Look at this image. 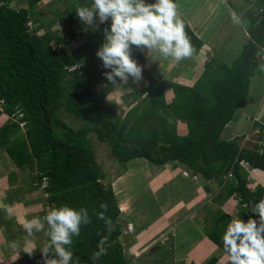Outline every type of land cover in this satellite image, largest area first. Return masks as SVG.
Segmentation results:
<instances>
[{
  "label": "trees",
  "instance_id": "1",
  "mask_svg": "<svg viewBox=\"0 0 264 264\" xmlns=\"http://www.w3.org/2000/svg\"><path fill=\"white\" fill-rule=\"evenodd\" d=\"M11 1L0 0V99L5 101L7 114L22 112L25 129L22 132L17 122L9 120L0 126V148L18 168L34 173L50 210L62 205L85 210L82 218L88 223H81L79 235L64 246L72 252L69 264H76L77 258L79 264H132L121 241L117 200L103 181L91 134L106 144L117 162L144 159L152 165L185 166L222 187L216 202L233 196L239 200L237 208L244 206L248 218L258 219L250 209L264 199V188L247 187V172L240 162L264 171V144L242 147L235 140L222 139L221 133L246 98L259 64L264 0H244L254 4L243 13L249 23V41L230 65L205 63L192 86L157 82L150 70L141 68L146 84L130 93L139 101L122 118L102 107L95 92L106 80L103 74L110 72L96 53L106 42L105 30L111 21L100 22L92 30L75 13L77 6L90 7L93 0H74L63 21L70 38L75 37L73 28L82 32L77 43L45 26L44 14L37 7L42 0H17L16 6H10ZM55 2L50 1V8L55 9ZM51 13L56 14L55 10ZM56 21L49 25L58 26ZM185 32L193 54L197 53L202 40L186 23ZM165 89L173 93L170 101L165 99ZM63 113L79 120L81 126L71 128L63 121ZM178 123H185L186 132L178 130ZM231 168L232 178L225 184L223 175ZM204 189L209 190L207 183ZM212 219L209 237L223 251L222 235L231 215L217 209Z\"/></svg>",
  "mask_w": 264,
  "mask_h": 264
},
{
  "label": "rangeland",
  "instance_id": "2",
  "mask_svg": "<svg viewBox=\"0 0 264 264\" xmlns=\"http://www.w3.org/2000/svg\"><path fill=\"white\" fill-rule=\"evenodd\" d=\"M50 1L46 0L45 3L41 2L38 4V11H41L44 15L43 17V23H46L45 26L49 29H57L58 34L60 36L66 37V27L63 26V21L66 20V15L69 8L74 3V0H56L54 6L50 8ZM54 1V0H53ZM205 2H209L210 4H213L217 7L218 4H221V0L218 2V0H205ZM224 2L236 12V14L229 12L227 15L226 20H224L223 24L218 28L217 25L215 26L214 30H212L209 33V40L212 42V44L215 45L213 49V60H211L213 63H211L212 67H217L218 63H225L227 65H230L234 59H236L241 50L243 49V46L247 44L249 41V35H245L246 30L248 29L249 23L247 19L244 17L243 10L246 6V4H243L242 0H224ZM251 5L254 4L252 2ZM17 0H12L10 3V6H16L18 5ZM222 5V4H221ZM236 7H235V6ZM226 6V5H225ZM229 8V7H227ZM53 10H55L56 14L51 13ZM53 19H56L57 21L54 23L58 24V26H52L49 25V21L52 22ZM101 21L99 20V17L96 16L93 19L92 25H90L91 29L94 30L96 26L99 25ZM52 27V28H51ZM75 31V37L72 39L69 36L67 38L69 40H74L76 43L78 42V36L82 37V32L78 28H73ZM85 30V29H84ZM43 33V30L39 31L38 34ZM78 35V36H77ZM77 36V37H76ZM66 39V38H65ZM69 44V43H68ZM144 49L139 51L144 55V57H152L153 53H157L159 56L158 58L152 62L154 63V66L151 69V72L154 70L155 66H160L162 61L161 57L163 56L162 53L159 52L158 48H154L152 50L146 49V46H143ZM264 48V43L261 46ZM129 48H132L135 52H137L138 47L133 44H129ZM73 49L72 47H68V50ZM148 50V51H145ZM151 51V52H150ZM151 53V54H150ZM169 61H172L169 66H172L174 64H181L180 61H176L173 59V57L169 56ZM183 61H185L184 65L181 67V69H185L181 74L186 76H192L200 70L204 69L205 64H201L198 59L193 55L188 58H184ZM179 62V63H178ZM151 63V64H152ZM145 69L150 68L149 64L146 63L143 65ZM111 72V68H108ZM169 70V68H168ZM166 68V71H168ZM171 74L167 76V72H165L162 77H160L158 80L159 82L161 79H166L169 81H173L175 83H180V81L183 80V76L180 75L176 70H170ZM200 75H198L199 77ZM134 77H130V79L127 76V80L125 82H121L119 78H116L117 84H120V87H116L111 85L107 80L103 81L102 84H98L95 87V92L97 94V97L100 99L101 105L104 108L109 109L115 117L122 118L124 113L133 105H135L138 100H135L132 98L130 93H133L136 91L135 89H139L140 87H144L143 80L139 79V83L135 84L131 79ZM135 80V79H132ZM196 81V80H195ZM194 81V82H195ZM184 82V81H183ZM106 87L111 88L110 91H106ZM104 91V92H103ZM129 92V93H128ZM251 93V97L248 98V95ZM246 98L241 102L239 108L236 110L233 119H231L229 122H233L236 124H231L230 126V132L233 136L237 133V138L234 139L240 146L249 147L251 149H254V142L257 140L259 142V147L262 145L260 141L264 140V137L258 140L259 135L257 134V129L253 126L256 125V123H262L264 125V64L261 62L259 63V67L256 70V73L253 77H251L249 89L247 92ZM165 99L167 101H170L173 97V93L169 89H165L164 91ZM145 94H143L142 97H144ZM141 97V98H142ZM140 98V99H141ZM248 98V99H247ZM260 106L262 108H260ZM240 108L244 110L246 115H249L248 118L244 115V113L239 112ZM260 108V109H259ZM259 110V120L258 121H252V118L256 115H258ZM63 121L69 125L71 128L77 129L79 126H81V122L79 120H75L70 114L63 113ZM253 116V117H252ZM7 119L5 116L0 114V126L7 123ZM182 122V121H180ZM228 122V123H229ZM227 123V124H228ZM185 124V123H184ZM226 124V126H227ZM179 126H182V124H179ZM258 126V125H257ZM256 126V127H257ZM21 130V129H20ZM22 131V130H21ZM229 131L223 130L221 137L223 139L226 138L225 135L229 134ZM23 132V131H22ZM262 134H264V131H262ZM92 149L95 154L96 162L100 165L102 172L105 174V178L103 179L106 186H109L112 188V190L115 193V197L117 199V204L119 207H123V196L122 192H120V188L122 184H125L124 182L126 179L131 178V170L132 167L136 168L137 166L142 167L144 169H147L145 166L149 167L152 171L154 168L150 163H144L142 160H135L128 163H120L117 162L110 154V151L105 143L100 142L93 134L89 136ZM253 139V140H252ZM4 148H0V153H4ZM6 157L9 159L8 155L5 154ZM10 163V160L8 161ZM137 165V166H136ZM160 166L161 169H166L167 175L170 176L172 173H177L179 171L180 174H182L180 171L181 167L179 164L174 163H168L167 165H155ZM158 168V167H157ZM155 169V168H154ZM244 169H246L248 173L247 178V186L253 188L257 184V180L259 179V175H264L260 171H251V167L248 165H244ZM7 171H10V167L6 168ZM18 170V169H17ZM250 171V172H248ZM18 174L14 175L16 178L11 180L9 178V182L7 186H5L4 181L2 182L1 190L4 195L9 197V204L6 211L10 210L11 208L15 210L14 217L10 215V213L4 212L2 215H8L7 219L13 220L14 222H17L14 227H12L13 232H19L20 234H14L11 231L12 239H10L9 234H6V224L3 223L1 226H5L3 228V234L6 236V242L9 244L15 243L18 245V248L13 249L14 254H17V252L20 253V258L16 259V255L11 257L9 259L10 262L14 260L15 263L20 264L21 261L24 260L25 264H44L45 259H59V256L56 255L54 247L50 248L49 252L46 254V256L42 257L40 248H42L45 243H50V226L48 225L45 217L48 214L50 210V206L47 203L46 200V194L43 190V188L37 187L36 185V177L34 173H32L27 167H24L17 171ZM3 173V172H2ZM120 173H123L121 176L117 177ZM139 175V174H138ZM20 176V177H19ZM181 176V175H180ZM178 177L177 180H174L170 184L166 186V188L161 192H151L150 188H145L146 180L143 178V176L139 175L135 177V182L133 184V189L131 191L133 200H130L131 205L126 210V213L134 212V207L136 211H140L144 218H142L141 222H137V226L133 224V233L138 232L141 225L146 222V228L140 229V238L146 237L149 234H152V237L159 236L160 234V228L159 226L163 223V212L170 209V207L174 206L178 201H188V199L194 195V188L193 184H189L187 186V189L183 188H177V186L181 185L182 182L188 183V181H191L188 178H183V181L180 180L181 177ZM258 177V178H257ZM262 178H260L261 182ZM202 183L206 184L205 180H202ZM229 182V180H227ZM226 181V182H227ZM225 182V184H227ZM201 183V184H202ZM211 190H203V193H201L202 198L199 199V201L196 203V206L198 209L201 210L198 212V216L191 220L186 219L184 221L180 222L177 227H174L170 224V227H173L171 230H169L166 234L163 235L162 238L159 239L164 241L165 236L167 235V239H173L171 237L172 233L176 235L175 239L177 242L182 243H189L194 233L196 232V228L199 229L200 227L208 228L209 225H206V221L213 222L212 216L217 208V203L213 202V209H210L211 207L206 206L207 204L210 205L212 202L211 199L215 198L217 194L222 190V187L217 184L216 182H210ZM208 185V184H207ZM207 193V194H206ZM157 194V195H156ZM203 203V205H201ZM10 205V207H9ZM195 206V207H196ZM195 207L193 209H195ZM120 211V210H119ZM197 211V210H196ZM126 215L125 212H120L119 214V222L121 224V228L123 231V236L127 237L125 239L122 238V245L124 247V253L126 254V258L129 261V263L133 264H174L173 260L175 257V254L173 256V252L169 251L168 247L169 244L158 243L157 246H152L146 253L141 254V257L138 259H135V256L133 254H130L128 252L129 247L132 246L133 241L135 240L132 236L133 234H126L125 232L129 231V227H131L132 223H135L138 220V215L141 214L136 213L134 217L123 216L122 214ZM17 214L19 216L17 217ZM4 216V217H5ZM137 216V217H136ZM236 216V214L234 215ZM39 220V223L43 226L41 231L35 230V219ZM181 219L180 217H178ZM33 221V236L31 239L36 244V251L33 257H29L26 254H23V247L25 246V240L21 237L26 236V232L24 230L25 221ZM134 220V222L132 221ZM8 221V222H9ZM204 221V222H203ZM130 222L131 225L129 224ZM144 225V224H143ZM142 225V226H143ZM195 225V226H194ZM13 226V225H12ZM210 230V226L209 229ZM125 234V235H124ZM132 237H129V236ZM31 246V245H29ZM154 248V251H153ZM10 247L5 248V251H9ZM133 251V250H131ZM150 251V254H148ZM180 252V251H179ZM132 253H140L139 251L132 252ZM23 254V255H22ZM179 254H187L184 252H180ZM177 258H183L184 256H176ZM1 260V259H0ZM18 261V263H17ZM181 262V263H180ZM4 264V263H3ZM10 264V263H9ZM23 264V263H22ZM179 264H183L182 261H179Z\"/></svg>",
  "mask_w": 264,
  "mask_h": 264
},
{
  "label": "clouds",
  "instance_id": "3",
  "mask_svg": "<svg viewBox=\"0 0 264 264\" xmlns=\"http://www.w3.org/2000/svg\"><path fill=\"white\" fill-rule=\"evenodd\" d=\"M75 13L79 22L87 25H92L96 16L99 17L101 22L111 21L110 29L105 30L106 42L96 55L102 59L103 67L111 68V72L103 75L111 85L116 87L121 86L117 84L116 78H119L121 82H125L127 76L129 79L134 77L132 79L135 80L131 79V81L135 84L139 83V79H142L143 83L146 84L145 77L141 74V68H144L141 59H145V57L139 50L135 52L132 48H129V44L143 45L149 50L158 48L164 58L171 56L176 61L191 57L195 51L190 43V38L186 35L185 23L178 17L174 0H155L154 3H145V0H93L90 7L77 6ZM260 50V57L264 60V48L260 47ZM146 70H149V68ZM0 100L3 102L0 110L1 115L11 122H17L18 125L20 121H24L21 120L22 112L7 114L4 111L5 101ZM240 165L244 169V165L248 164L241 161ZM244 170L246 171V169ZM181 173L186 178L199 179L201 183L203 182L199 175L193 174L187 168L182 170ZM223 178L226 181L232 178V168L223 175ZM204 184H201L202 188H204ZM257 185L264 188L259 182L253 188L247 187L254 190ZM235 201L236 204L239 202L236 199ZM7 207L8 205L0 204V208L6 210ZM238 208L244 210V206L240 208L239 204ZM218 209L228 213L223 208ZM119 210V212L122 211L121 207H119ZM250 210L257 215L258 219L249 217L245 221L240 218V215H232L233 217L231 216V220L223 232V251L229 257L230 264H264V199L254 203ZM84 213V209L77 211L67 205L49 210L45 219L51 229L49 233L50 243H45L40 248V252L41 256L44 257L50 248L54 247L59 259H45L44 264H69L72 260V252L66 251L64 246L71 245L73 242L72 237L79 235L81 223H88L87 219L82 218ZM129 224L131 225V223ZM33 226V221H25L26 236L24 239L26 246L23 253L30 258L34 256L36 251V244L31 239ZM42 227L39 220L35 219V230L41 231ZM128 229L130 231L132 225ZM11 247L16 249L18 245L13 243ZM19 258L20 253L17 252L16 259ZM76 264H79L78 258Z\"/></svg>",
  "mask_w": 264,
  "mask_h": 264
},
{
  "label": "crops",
  "instance_id": "4",
  "mask_svg": "<svg viewBox=\"0 0 264 264\" xmlns=\"http://www.w3.org/2000/svg\"><path fill=\"white\" fill-rule=\"evenodd\" d=\"M43 3L46 2V0H42ZM220 0H218L219 2ZM243 4H246L243 13L245 10H247L248 8H251L252 5L249 2H246L244 0ZM155 0H145V3H154ZM174 3L177 6V14L178 17L180 19H182L189 27V29L193 32V34L195 36H197L199 39L202 40L203 44L202 46L199 48L198 52L193 54V58L194 56L196 57V59H198V61L201 64H205L211 60H213V58H215V56H213V49L215 47L214 44H212V42L208 39L209 38V33L214 30L215 26L217 25V27L219 28L224 20H226L227 15L229 12L236 14V12H234V10L230 7V5L226 4L224 2V0H221V4L216 7L213 4H210L209 2H205V0H174ZM226 5V6H225ZM235 6V5H234ZM229 7V8H227ZM236 7V6H235ZM237 15V14H236ZM245 35H249L247 30H246ZM137 46V45H136ZM138 50L141 49L143 50L144 47L143 45L141 46H137ZM147 49V47H146ZM145 51H148L146 50ZM151 52V51H150ZM151 54V53H150ZM153 57H159L157 55V53H153L152 57H145L144 59V64L148 63L149 64V70L152 69V67L154 66V63H152L155 59H153ZM174 59V58H173ZM184 59V58H183ZM180 60L181 64H174L172 66H169V64L172 61H169V58H164L163 56L161 57V65L160 66H155L154 70L151 72V74L153 75V77L156 79L157 82H159V78L162 77V75L167 72V76L169 74H171L170 70H176V72H178L180 75H182L184 78L182 81H180L181 84L186 85V86H192L194 81L198 78V75L201 74L202 71L200 70V72L192 75V76H186L181 74L185 69H181V67L184 65L185 61ZM157 60V59H156ZM155 62V61H154ZM264 64V60L261 59L260 54H259V63ZM152 63V64H151ZM179 63V62H178ZM258 66L256 67V70L258 69ZM166 68L168 71H166ZM162 80H166V79H161ZM184 81V82H183ZM173 82V81H172ZM143 85H145V83H143ZM249 89V87H248ZM248 95V94H247ZM251 93L248 95V98L251 97L250 96ZM247 98V99H248ZM260 108H262L260 106ZM259 108V109H260ZM239 112L244 113V115L246 116V118L249 117V115H246L245 113L247 112V110L244 112V110H242V108H240ZM253 117V116H252ZM259 120V110H258V115L254 116L252 118V121H258ZM179 124L182 123H178V130H180L181 132H186L185 126L184 124H182V126H179ZM231 124H236L233 122H229L227 124V126L224 127L225 131H229ZM258 125V126H257ZM257 126V127H256ZM254 128L257 129V134L259 135V139H261L262 137H264V134H262V131H264V125L261 123H256V125L253 126ZM223 129V130H224ZM223 132V131H222ZM222 134V133H221ZM235 136L232 135V133L229 131L228 135H225L226 138L225 140H234L236 139L237 133L234 134ZM222 138V137H221ZM223 139V138H222ZM253 140V139H252ZM260 141V140H259ZM260 143L264 144V140L260 141ZM255 147H259V142L257 140H255V142L253 143ZM245 147V146H242ZM260 148V147H259ZM7 154L6 152L4 153H0V204H9V197L4 195L3 192L1 190L2 187V182L4 181L5 186H7L8 182H9V178L11 180L15 179L16 177L14 176L16 174H18V170L19 172L21 171L22 168H18L13 162L12 160L6 157ZM9 157V156H8ZM10 160V163L8 162ZM139 160V159H136ZM142 160L144 163H148L146 160L144 159H140ZM152 165V164H151ZM137 166V165H136ZM154 168L152 169V171H150L151 169H149V167L145 166L147 169H144L142 167L137 166L136 168L132 167L131 170V178L126 179V181L124 182L125 184H122L121 188H120V192H122V196H123V202L124 205L121 208L122 211L121 212H125L126 215L122 214L123 216H132L134 217V215L136 213L141 214L140 216L138 215V220L135 223L137 226V222H141L142 218H144L142 215V213L138 210L136 211L135 207L134 210L135 214H133L132 212L130 213H126V210H128V208L131 205L130 200H133L132 198V194L131 191L133 189V184L135 182V177L136 176H143V178L146 180V186L145 188H150L151 192L157 193V192H162L166 186L168 184H170L171 182H173L174 180H177L178 177L180 176L181 179L183 181V178H186L185 176H183L182 174L179 173V171L177 173H172L170 176L167 175V170L166 169H160V166H155L152 165ZM163 166V165H162ZM183 166V165H182ZM180 166L181 170H185L186 167H182ZM10 167V171H7L6 168ZM158 167V168H157ZM18 169V170H17ZM260 171L261 173L264 174V171L257 169V168H251V171ZM3 172V173H2ZM250 172V171H248ZM123 173H120L117 177L121 176ZM139 174V175H138ZM20 177V176H19ZM259 179L257 180V182L261 183L264 186V175H259L258 176ZM257 177V178H258ZM260 178H262L261 182H260ZM191 181H188V183H184V181L182 182L181 185L177 186V188H183V189H187V186L191 183L193 184V188H194V195L191 196L188 201H178L173 207L171 206L170 209L166 210L163 212V223L159 226L160 228V234L159 236H155L152 237V234L147 235L146 237H142L140 238V229L141 228H146V222L144 221V225L140 227V229L138 230V232L133 233V227L130 231L125 232L126 234L130 233L133 234L132 236L134 237V241L132 243V246L129 247V251L130 254H133L135 256V259H138L139 257H141V254L146 253L152 246H157L158 243H162L164 242V244H169L168 249L169 251L173 252V256L175 254L174 257V264H179V261H182L183 264H230L229 262V257L224 253V251H222L209 237L208 234V229L209 226L211 227L213 222L208 223V221H206V225H209L208 228L204 227H200L199 229L196 228V232L193 235L192 240L187 244L184 243L185 245H183L180 242H177L175 237V233L171 235V237H173V239L168 238L167 239V235L164 238V241L160 240V238L163 237L164 234H166L169 230H171L173 227H170V224L173 225L174 227H177L179 223L181 221H184L186 219H195L198 216V212L201 210L198 209V207L196 206V203L199 201L200 198H202L201 193H203V188L201 187L202 185L200 184V180L199 179H193V178H188ZM209 186V190H211V183L210 182H206ZM115 194V193H114ZM207 194V193H206ZM157 195V194H156ZM216 197L211 199L212 202H210V205H206L211 207L210 209H213V202L217 203V208H223L225 211H227L231 216L235 215H240L241 219H244L245 221L248 219V217L244 214L243 209H239L237 208V204L234 198L229 197L228 199H226L225 201L222 202H216L215 201ZM117 200V199H116ZM203 205V203L201 204ZM196 206V207H195ZM10 207V205H9ZM195 207V209H193ZM197 210V211H196ZM217 210V209H216ZM4 212L10 213V215H12L14 217V209H10L8 211H6L4 208H0V264H16L15 263V258L13 261L10 262V258L15 256L16 254H14L13 248L11 247V243H7L6 242V236L3 234V226H1L3 223L6 224V234H9L10 239H12V234L11 232H13L12 227H14V225L17 222H14L13 220H8L7 216L8 215H2ZM5 216V217H4ZM19 216V214H17V217ZM232 216V217H233ZM137 217V216H136ZM178 217H180L181 219H179ZM9 221V222H8ZM134 222V220H132ZM204 222V221H203ZM129 223V222H128ZM13 225V226H12ZM195 226V225H194ZM4 228V229H5ZM11 231V232H8ZM14 234H20L19 232H13ZM125 235V234H124ZM131 235L129 237H132ZM23 238V240H25V237H21ZM127 237L123 236V239H125ZM34 240V239H33ZM8 246L10 247L9 251H5V248L7 249ZM26 246V244H25ZM24 246V247H25ZM29 246V245H28ZM23 247V249H24ZM153 248V251H154ZM133 250V251H131ZM140 252V253H132V252ZM184 252L187 254H179L180 252ZM24 254V253H23ZM22 254V255H23ZM150 254V251L149 253ZM126 256V254H125ZM176 256H184L183 258H177ZM9 259H6L8 258ZM214 260V261H213ZM18 263V261H17ZM25 264L24 260L21 261L20 264ZM181 263V262H180ZM133 264V263H132Z\"/></svg>",
  "mask_w": 264,
  "mask_h": 264
},
{
  "label": "built area",
  "instance_id": "5",
  "mask_svg": "<svg viewBox=\"0 0 264 264\" xmlns=\"http://www.w3.org/2000/svg\"><path fill=\"white\" fill-rule=\"evenodd\" d=\"M2 103H3V102L0 100V104H1V106H0V110L2 109V108H1V107H2ZM19 126L21 127L22 130H24V129H25V127H24V126H25V121H20V122H19ZM43 186H44V185H42V187H43Z\"/></svg>",
  "mask_w": 264,
  "mask_h": 264
}]
</instances>
